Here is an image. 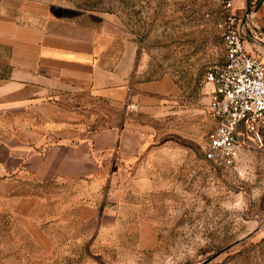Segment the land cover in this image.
I'll return each mask as SVG.
<instances>
[{
  "label": "rangeland",
  "instance_id": "374dc122",
  "mask_svg": "<svg viewBox=\"0 0 264 264\" xmlns=\"http://www.w3.org/2000/svg\"><path fill=\"white\" fill-rule=\"evenodd\" d=\"M39 1L133 47V106L91 109L104 116L94 126L139 129L144 143L132 163L111 158L103 181L0 175V264H264V130L232 169L203 153L214 129L204 75L222 62L227 0ZM161 80L174 92L138 105V88ZM87 206L99 217L81 223Z\"/></svg>",
  "mask_w": 264,
  "mask_h": 264
},
{
  "label": "crops",
  "instance_id": "0c3cea01",
  "mask_svg": "<svg viewBox=\"0 0 264 264\" xmlns=\"http://www.w3.org/2000/svg\"><path fill=\"white\" fill-rule=\"evenodd\" d=\"M231 2L237 16L250 13L244 45L264 62V0ZM40 7L39 0H0V175L39 184L103 181L111 158L132 163L143 149L141 130L94 126L104 116L91 109L101 100L133 106L135 51L130 44L117 50L119 37L103 27L50 17ZM138 89L144 106L153 93L175 88L161 80ZM97 217L87 206L79 220Z\"/></svg>",
  "mask_w": 264,
  "mask_h": 264
},
{
  "label": "built area",
  "instance_id": "2783aa9c",
  "mask_svg": "<svg viewBox=\"0 0 264 264\" xmlns=\"http://www.w3.org/2000/svg\"><path fill=\"white\" fill-rule=\"evenodd\" d=\"M221 29L222 62L204 75L211 86L208 111L214 129L204 158L220 168H234L250 144L261 141L264 130V62L245 48L242 30L250 13L237 16L231 0L224 4Z\"/></svg>",
  "mask_w": 264,
  "mask_h": 264
}]
</instances>
